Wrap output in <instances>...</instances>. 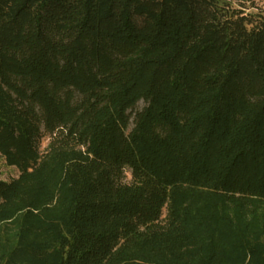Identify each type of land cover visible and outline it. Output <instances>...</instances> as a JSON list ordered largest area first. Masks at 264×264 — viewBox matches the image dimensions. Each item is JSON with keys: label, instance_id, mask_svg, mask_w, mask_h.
Wrapping results in <instances>:
<instances>
[{"label": "trees", "instance_id": "1", "mask_svg": "<svg viewBox=\"0 0 264 264\" xmlns=\"http://www.w3.org/2000/svg\"><path fill=\"white\" fill-rule=\"evenodd\" d=\"M0 157V264H264L261 2L0 0Z\"/></svg>", "mask_w": 264, "mask_h": 264}, {"label": "rangeland", "instance_id": "2", "mask_svg": "<svg viewBox=\"0 0 264 264\" xmlns=\"http://www.w3.org/2000/svg\"><path fill=\"white\" fill-rule=\"evenodd\" d=\"M247 6H248V4H247ZM251 12L254 13L255 11L251 10ZM145 106H146V104L144 102H140L136 106V108L132 111L133 119H132V122H131V125L129 128V131H131L132 128L134 127L133 120L135 118L136 113L138 111H141ZM49 142H50V139L48 137L43 140L42 146H41V150L43 152H45L47 150ZM18 175H19V171L15 167L7 166L4 159L0 157V180L11 181L13 179H16L18 177ZM125 175H126L125 181L127 183H131L132 182V175H131V172L129 169L126 170ZM167 215H168V209L165 208L163 211L162 218H161L162 223L166 222ZM15 231H16L15 225H13L12 223H9L7 225H4L3 227H0V239H1V241L5 242L6 240L13 239Z\"/></svg>", "mask_w": 264, "mask_h": 264}, {"label": "built area", "instance_id": "3", "mask_svg": "<svg viewBox=\"0 0 264 264\" xmlns=\"http://www.w3.org/2000/svg\"><path fill=\"white\" fill-rule=\"evenodd\" d=\"M256 1H260L261 2V5H262V7L264 9V0H256Z\"/></svg>", "mask_w": 264, "mask_h": 264}]
</instances>
